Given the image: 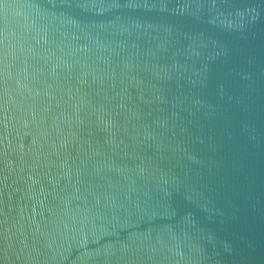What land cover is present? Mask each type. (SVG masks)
Masks as SVG:
<instances>
[{
    "label": "water",
    "instance_id": "95a60500",
    "mask_svg": "<svg viewBox=\"0 0 264 264\" xmlns=\"http://www.w3.org/2000/svg\"><path fill=\"white\" fill-rule=\"evenodd\" d=\"M0 264H264V0H0Z\"/></svg>",
    "mask_w": 264,
    "mask_h": 264
}]
</instances>
